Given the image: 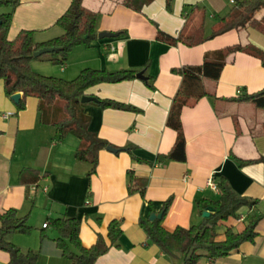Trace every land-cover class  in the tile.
Returning <instances> with one entry per match:
<instances>
[{
    "label": "crops",
    "instance_id": "crops-1",
    "mask_svg": "<svg viewBox=\"0 0 264 264\" xmlns=\"http://www.w3.org/2000/svg\"><path fill=\"white\" fill-rule=\"evenodd\" d=\"M71 3L20 0L9 39L22 30L35 31L36 42L62 35L64 30L57 21ZM84 3L99 12L97 38L90 45L75 47L61 67L49 56L34 60L32 68L66 80L75 79L86 68L137 70L144 71L148 80L136 77L88 90L90 96L138 109L102 108L99 102H82L80 110L91 119V129L118 149L101 151L94 173L91 163L76 157L81 145L76 135L61 139L54 126L43 123L37 97H27L25 108L19 110L0 80V215L13 208L32 227L30 233H14L8 240L24 251L38 252V264H71L56 243L54 219L81 220L80 237L85 247L92 246L99 234L111 244L109 225L117 220L123 230L118 244L96 264H183L182 255L174 258L151 242L142 221L149 224L163 219L169 231L200 224L206 218L207 203L220 197V191L208 184L209 179L217 184L225 176L238 195L257 202L252 207L243 206L241 217H231L225 224L242 232L250 217H260L258 235L255 241L223 257L213 258L204 252L200 264H264V162L258 161L264 156V107L234 100L241 94L264 91V66L257 56L247 51L228 56L220 79L205 82L211 94L182 112L186 160L158 159L171 151L177 138V132L168 126L173 100L182 84V76L174 70L200 65L206 54L230 46L253 45L264 50V31L249 26L194 46L174 45L159 40V33L175 37L192 34L204 16V34L210 36L232 9V0H153L141 11L123 0ZM263 15L261 12L258 17ZM102 32L118 35L99 38ZM9 112L13 114L5 118L3 114ZM250 160L254 162H242ZM28 169L33 170L30 178L34 176V182L22 181V173ZM131 176L147 179L145 195L130 191ZM169 198L172 203L166 215L152 220L153 213L163 214V204ZM45 223L49 225L44 227ZM219 232V239H224V228ZM9 260L10 254L0 249V264Z\"/></svg>",
    "mask_w": 264,
    "mask_h": 264
},
{
    "label": "trees",
    "instance_id": "trees-1",
    "mask_svg": "<svg viewBox=\"0 0 264 264\" xmlns=\"http://www.w3.org/2000/svg\"><path fill=\"white\" fill-rule=\"evenodd\" d=\"M123 2L141 11L153 0H123ZM19 3L20 0H0V80L5 83V92L9 97L18 92L23 93L24 98L18 103L19 110L25 108L27 97H37L41 121L54 126L61 139L69 134L76 135L81 141L76 157L91 163L93 166L91 173H94L99 164L100 153L107 149L109 143L91 129V119L80 110L81 100L83 96L88 95V90L96 85L131 80L136 78L140 71L86 68L72 80L36 72L32 68V62L44 56L36 57L35 52L38 50L45 47H60L58 51L51 53L50 57L55 64L64 65L75 47L90 45L98 35L99 12L86 7L84 0H72L67 11L57 21L64 30L62 35L46 42H36L35 31L22 30L15 39L10 40L8 33ZM261 12H264V0H235L230 12L219 20L210 36L206 37L204 34L203 16L201 23L192 34L181 33L175 37L161 31L158 39L174 45L181 42L194 46L232 29L257 26L264 31V15L262 18L258 17ZM238 51H247L257 56L264 66V50L253 45H235L206 54L204 62L200 65H185L174 70L182 76V84L174 97L168 126L177 132V138L171 151L160 155L159 161L186 160V136L182 112L189 104L211 94L206 87V80L220 79L228 56ZM147 67L148 65L143 69ZM99 100L102 108L138 110L132 105L114 99ZM234 100L253 101L258 106L264 107V91L241 94ZM258 161L264 162V156ZM32 171L29 169L24 171L22 181L34 182L36 178L34 176L30 178ZM147 184L146 178L131 176L130 191H139L145 195ZM217 185L220 191L219 199L207 203L208 208L212 207L211 216L204 218L198 225L189 228L178 227L174 231H169L164 227L163 219H155L149 224L142 221L151 242L174 258L182 255L183 264H200L204 252L213 258L223 257L239 249L244 243L255 241L260 217H250L242 232L226 225L225 222L231 217H241L239 210L243 206L252 207L257 202L238 195L225 176L219 179ZM171 203L172 199L169 198L163 204V215H166ZM0 219V249L10 254L7 264H38L40 255L38 252L24 251L8 240L11 234L31 232L32 227L28 224L27 218L21 217L11 208L3 212ZM53 227L58 233L56 243L71 264H96L113 245L118 244L123 232L120 223L114 220L109 225L108 238L111 244L105 236L99 234L92 246L85 247L80 237L81 220L74 217H60L54 219ZM220 228H224L225 237L222 240L219 239Z\"/></svg>",
    "mask_w": 264,
    "mask_h": 264
},
{
    "label": "water",
    "instance_id": "water-1",
    "mask_svg": "<svg viewBox=\"0 0 264 264\" xmlns=\"http://www.w3.org/2000/svg\"><path fill=\"white\" fill-rule=\"evenodd\" d=\"M0 24H1V20H0ZM118 33H111V32H102L99 34V38H107V37H115L117 36ZM60 49V47H45V48H42L40 50H38L37 52H35V56L36 57H40L42 55H45V54H48V53H53L55 51H58ZM137 77L142 79V80H148V78L145 76L144 74V71H141L137 74ZM12 99L16 102V103H19L20 99H21V93L18 92V93H15L13 96H12ZM82 102H90V101H95V102H99L100 100L95 97V96H90V95H85L83 96ZM108 150L110 151H113V152H117L118 149L117 148H114L113 146H108L107 147ZM211 213H212V207H209L207 208L204 213H203V216L204 217H210L211 216ZM162 213L160 214H156V213H153L151 215V219H155L156 217L158 218H161L162 217Z\"/></svg>",
    "mask_w": 264,
    "mask_h": 264
},
{
    "label": "built area",
    "instance_id": "built-area-1",
    "mask_svg": "<svg viewBox=\"0 0 264 264\" xmlns=\"http://www.w3.org/2000/svg\"><path fill=\"white\" fill-rule=\"evenodd\" d=\"M232 2L234 3L235 2V0H232ZM13 113H5V114H3V116L5 117V118H7V117H9L10 115H12ZM208 184L210 185V187H212L214 190H216V191H219V187H218V185L214 182V180L213 179H209V182H208ZM45 190H47V187L45 188ZM243 219V218H242ZM49 225V223H45L44 224V227H47Z\"/></svg>",
    "mask_w": 264,
    "mask_h": 264
},
{
    "label": "rangeland",
    "instance_id": "rangeland-1",
    "mask_svg": "<svg viewBox=\"0 0 264 264\" xmlns=\"http://www.w3.org/2000/svg\"><path fill=\"white\" fill-rule=\"evenodd\" d=\"M51 55H52L51 53H48V54H45L43 57L46 58V57H49V56H51ZM55 66H58V67L60 66V67H61L62 65H55ZM51 75L53 76V74H51ZM54 76H55V75H54Z\"/></svg>",
    "mask_w": 264,
    "mask_h": 264
}]
</instances>
